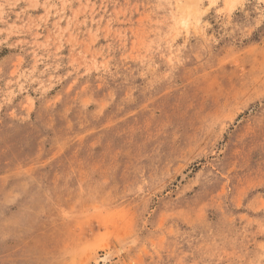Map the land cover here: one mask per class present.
I'll use <instances>...</instances> for the list:
<instances>
[{"label": "rangeland", "instance_id": "1", "mask_svg": "<svg viewBox=\"0 0 264 264\" xmlns=\"http://www.w3.org/2000/svg\"><path fill=\"white\" fill-rule=\"evenodd\" d=\"M0 264H264V0H0Z\"/></svg>", "mask_w": 264, "mask_h": 264}, {"label": "bare ground", "instance_id": "2", "mask_svg": "<svg viewBox=\"0 0 264 264\" xmlns=\"http://www.w3.org/2000/svg\"><path fill=\"white\" fill-rule=\"evenodd\" d=\"M110 252H112V251H110ZM107 254V253H106ZM112 254V253H111Z\"/></svg>", "mask_w": 264, "mask_h": 264}]
</instances>
